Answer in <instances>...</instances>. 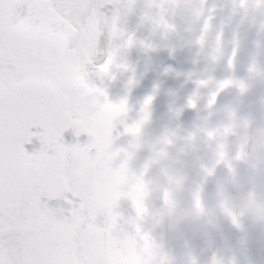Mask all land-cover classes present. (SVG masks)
I'll use <instances>...</instances> for the list:
<instances>
[{"label":"snow or ice","instance_id":"obj_1","mask_svg":"<svg viewBox=\"0 0 264 264\" xmlns=\"http://www.w3.org/2000/svg\"><path fill=\"white\" fill-rule=\"evenodd\" d=\"M106 23L92 0H0V264H124L114 191L123 169L112 167L119 152L111 151V133L127 103L108 102L87 71ZM117 33L113 20L112 37ZM113 60L109 54L99 72ZM33 126L44 128L40 139L55 155L24 151ZM69 127L94 142L65 147ZM73 168L78 176L69 175ZM45 193H71V218L42 208Z\"/></svg>","mask_w":264,"mask_h":264},{"label":"clouds","instance_id":"obj_2","mask_svg":"<svg viewBox=\"0 0 264 264\" xmlns=\"http://www.w3.org/2000/svg\"><path fill=\"white\" fill-rule=\"evenodd\" d=\"M236 7L264 13V0H239ZM216 15L209 0H152L148 5L155 39L144 47L190 53L196 67L189 78L197 86L187 106L196 115L189 125L175 126L184 107L173 102L170 126L152 133L151 100L128 127L139 130L129 133L134 143L123 154L118 168L123 175L114 188L117 207L125 201L134 209L120 231L118 258L124 264H257L253 247L264 251V100L259 118L246 111L244 102L251 87L264 83V68L254 66L247 85L215 78L222 61L230 67L236 62V52L225 53ZM115 38L122 41L119 32ZM133 43L127 40L128 46ZM117 59L114 54L109 71L101 74L112 76L114 67H123ZM232 88L240 95L219 103ZM127 114L128 106L113 129ZM141 152L147 155L139 160ZM120 157L119 152L112 164ZM79 174L77 168L69 170L70 176ZM42 180L37 175L33 182ZM210 183L216 186L211 197ZM231 233L239 234L234 242Z\"/></svg>","mask_w":264,"mask_h":264},{"label":"flooded vegetation","instance_id":"obj_3","mask_svg":"<svg viewBox=\"0 0 264 264\" xmlns=\"http://www.w3.org/2000/svg\"><path fill=\"white\" fill-rule=\"evenodd\" d=\"M107 1H112L115 4L113 7L115 9L114 19L122 41L114 38L116 42L114 47L118 57L117 65L122 64L123 67H114L112 76H100L98 59L95 57L93 64L88 66L87 71L89 73V85L104 92L108 102L119 104L121 101H126L127 103V116L118 121L114 128L132 126V124L137 122L140 119L142 108L149 98L152 100L150 132L159 133L170 126L169 117L173 102H178L184 107L183 116L176 122L175 126L189 125L196 115L187 106L197 86V81L189 78L196 67L192 56L187 50L172 52L161 48L146 49L144 45L147 43H140L142 35L139 32H136L135 36L131 35L130 29L127 28L128 18L132 22L147 20L146 8L148 7H146V4H149L150 0H92V2L99 4L97 11L103 18L105 11L102 9L101 4ZM129 38L134 41L131 46L127 45ZM223 39L225 53L229 56L228 45L225 44L224 36ZM254 63H256L255 60ZM199 67L203 68V65L201 64ZM234 68L233 75L237 80L244 77V62H238L237 65H234ZM257 68L260 69V66H257ZM228 74L229 64L227 60H224L217 65L215 78L219 81V78L227 77ZM251 78L254 79L253 75ZM101 101L103 102V97H101ZM224 102L225 97L222 93L219 103ZM259 112H256V117L260 116ZM31 129H34L37 133H44L45 131L42 127L33 126ZM68 129L77 131L75 127H69ZM63 137L64 135L62 134ZM30 142H35L38 146L48 147L42 142L40 137L35 140L32 139ZM93 142L94 138L89 136L87 132H81L78 136V146L80 147H87ZM133 143L134 138L130 134L121 140H113L111 151L121 153V157L113 163V169L119 168L124 152L131 151ZM96 153L97 150L95 148L91 149L93 156ZM146 155L147 152H141L139 160H142ZM135 168L138 170L139 161ZM215 187L214 183L208 185L210 197L215 192ZM116 212L120 216L119 227H127L128 221L134 216V209L131 204L125 201L120 202ZM99 226L103 227L104 225L100 223Z\"/></svg>","mask_w":264,"mask_h":264},{"label":"rangeland","instance_id":"obj_4","mask_svg":"<svg viewBox=\"0 0 264 264\" xmlns=\"http://www.w3.org/2000/svg\"><path fill=\"white\" fill-rule=\"evenodd\" d=\"M238 2H239V0H209L210 6L216 7L217 14L218 13L225 14V15H216V18H222V17L227 18V21H224L222 23V25H220V27L222 28L221 29L222 31L225 30V32L228 33V35H229L228 36V42L229 43H227L228 48L230 49L229 57H231V54L233 52H236V54L239 52V50L241 52H243L241 49L237 48L236 45H238V42L240 41L239 39L242 38V34L246 30L245 27L246 26L248 27V23H244L245 27H244V31L242 32L243 28H242L241 22H238V20H236V19H232L234 17H239V19H240L241 16H244V11H250V10H245V9H238L236 7ZM106 7H107L106 14H105L103 19L107 23L104 27V31H103V34L101 36L103 38L102 45L104 46L103 56L106 54V51H107L108 37H109L110 29H111V23L113 21L112 11L114 10L112 8V6L107 5ZM255 15H256L255 12H253L252 17ZM257 21L258 20L255 21V23L253 24V28L250 31L257 34L258 41H263L264 40V28H261L262 26L258 27ZM127 26L130 28V30H132V32H134V28H135L134 25H127ZM141 30L144 34L143 37H146V36L149 37L148 43H150L151 41H153L155 39L154 29H153L151 24L147 25L146 27H144ZM244 36H246V35L244 34ZM101 37H100L99 41L101 40ZM237 40H239V41H237ZM140 42H142V40H140ZM248 47L249 46H245V49H247ZM263 49H264V47H263ZM251 53H253V52L246 51L245 52L246 57L243 59V61L245 63V67L250 65L251 70H252L254 63L252 61V54ZM260 55L264 59V52L260 53ZM102 59L103 58L101 57L100 63H102ZM239 60H241V59L236 58V62ZM220 79L221 78H219V80ZM249 81L250 80L246 77L244 80V84L247 85L249 83ZM257 84H258V86H260V87H257V90L258 89H264V83H257ZM255 90H256L255 86L251 87L247 91V93L244 95V102H245L246 111L251 112L253 115L257 114L256 112L259 111L260 104H261V102L258 101L256 93H254ZM225 93L229 97L227 99V97L225 96V102L229 99H234L240 95L239 90L236 88L229 89ZM258 114L260 115V112ZM76 146H77V143L75 144V147ZM73 147H74V145L69 147V148H73ZM23 149L28 155H31L33 151H35V152L37 151V148H35V147H33L32 149L23 147ZM124 229H125V227H123V226L119 227L120 231H122ZM238 235L239 234H237V233H231L230 234V237L233 240V242L235 241V238ZM179 247L180 246L178 245L177 248H179ZM252 256H253V259L257 261V264H264V251H262L258 247H253Z\"/></svg>","mask_w":264,"mask_h":264},{"label":"water","instance_id":"obj_5","mask_svg":"<svg viewBox=\"0 0 264 264\" xmlns=\"http://www.w3.org/2000/svg\"><path fill=\"white\" fill-rule=\"evenodd\" d=\"M45 153H47V155L49 156L55 155L53 149H50ZM65 196L67 197V193L65 194ZM67 200L68 197L67 199H65L64 197L53 198L49 197L46 193L40 196L41 207H46L49 211L53 212L58 219H62L65 216L71 218Z\"/></svg>","mask_w":264,"mask_h":264}]
</instances>
